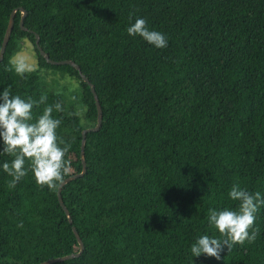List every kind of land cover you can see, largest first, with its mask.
I'll return each instance as SVG.
<instances>
[{
    "label": "trees",
    "instance_id": "obj_1",
    "mask_svg": "<svg viewBox=\"0 0 264 264\" xmlns=\"http://www.w3.org/2000/svg\"><path fill=\"white\" fill-rule=\"evenodd\" d=\"M25 10L22 29L19 25ZM0 89L43 102L59 119L58 141L69 146L61 187L37 183L28 169L13 186L0 169V264H264V208L254 241L224 247L219 259L193 257L195 237L220 234L207 223L210 208L232 207L233 183L264 195V0H0ZM131 15V21L129 19ZM136 17L165 34L155 48L127 34ZM51 60H71L50 64ZM28 41L37 70L17 75L9 63ZM46 69L76 85L67 103L48 88ZM49 74V75H50ZM63 144L61 146H63ZM13 157L0 155V162ZM251 231V229H249ZM223 239L222 237H220Z\"/></svg>",
    "mask_w": 264,
    "mask_h": 264
},
{
    "label": "clouds",
    "instance_id": "obj_2",
    "mask_svg": "<svg viewBox=\"0 0 264 264\" xmlns=\"http://www.w3.org/2000/svg\"><path fill=\"white\" fill-rule=\"evenodd\" d=\"M129 19L131 21V15ZM126 31L130 36L138 35L155 48H164L168 43L165 34L150 29L143 17H136ZM9 63L21 77L37 70L35 64L19 53L11 57ZM43 100L44 97L36 101L31 97L11 94L6 86L0 89V155L13 157L10 162H0V169L12 177L9 183L13 186L26 175V161L37 183L47 185L50 189L62 182L69 170L71 162L66 158L69 146L58 141L56 129L61 121L52 116L53 109L63 111L62 106L59 103L46 106L42 114L33 119L34 105ZM227 196L237 201V206L208 210L207 223L220 236L201 234L195 237L190 244L192 261L193 257L201 254L219 259L222 248L255 240L257 229L254 221L256 213L264 208V195L233 183Z\"/></svg>",
    "mask_w": 264,
    "mask_h": 264
},
{
    "label": "water",
    "instance_id": "obj_3",
    "mask_svg": "<svg viewBox=\"0 0 264 264\" xmlns=\"http://www.w3.org/2000/svg\"><path fill=\"white\" fill-rule=\"evenodd\" d=\"M15 10L16 9H13L11 11L10 15H9V19H8V22H7L6 30H5V33H4L2 42H1V46H0V61L2 60L3 53H4V50H5V46H6V43L8 41L12 26H13V16H14ZM19 10L22 12L21 17H20V21H19V25H20V27L22 29H25L23 27V18L25 16L26 12L21 7H19ZM34 44H35V47L38 50L39 54L41 56H43V58L45 59V61L47 63L55 64V65L68 64V65L73 66L75 69H77L79 71L78 65L76 63H74L73 61H71V60H68V59L59 60V61L51 60L48 57V54L41 49V47L39 45V42H38L37 34H35ZM80 76H81L82 80L84 82H86L88 84V86L90 87L91 93H92L94 101H95L97 114H96V124H95V126L93 128H87V129L83 130L82 133H81V135H82L81 143H80V159H81V166H82L81 171L79 173H77V174H73L71 176L66 177L65 179H63L62 182L59 183V185L57 187V192H56L57 193V200H58L60 206L62 207V209L64 210V213L66 214L67 219H68L69 222H71V218H70V215H69L66 207L63 205V202H62V199H61V193H60L61 187L65 183H67L68 181H70V180H72V179H74L76 177H80V176H82L84 174V172H85V163H84V158H83V144H84V139H85V133L87 131H90V130L99 129L100 124H101V107H100L97 95L95 93L94 87L89 82L88 78L85 75L80 73ZM72 231H73V234H74V236H75V238L77 240L78 247H79V249H78V251L76 253H70V254H67V255H64V256H61V257H57V258H53V259H49V260H46V261H43V262H40V263H37V264H51V263L56 262V261H62V260H66V259H69V258L76 257V256L80 255L82 250H83V243H82L77 231L73 227H72Z\"/></svg>",
    "mask_w": 264,
    "mask_h": 264
},
{
    "label": "rangeland",
    "instance_id": "obj_4",
    "mask_svg": "<svg viewBox=\"0 0 264 264\" xmlns=\"http://www.w3.org/2000/svg\"><path fill=\"white\" fill-rule=\"evenodd\" d=\"M18 53L26 56L29 59V62L36 65V56L31 44L28 41H24L22 48H20V50L17 51L14 55ZM49 74L50 73L46 69H40V75L42 76L43 81L48 86V88L59 93L64 97L65 101L69 103L71 97L70 93L72 91V88H74L77 84L76 81L72 78L60 79L57 76Z\"/></svg>",
    "mask_w": 264,
    "mask_h": 264
}]
</instances>
